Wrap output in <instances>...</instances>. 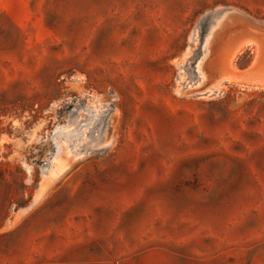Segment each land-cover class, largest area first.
Instances as JSON below:
<instances>
[{
  "label": "rangeland",
  "instance_id": "374dc122",
  "mask_svg": "<svg viewBox=\"0 0 264 264\" xmlns=\"http://www.w3.org/2000/svg\"><path fill=\"white\" fill-rule=\"evenodd\" d=\"M0 264H264V0H0Z\"/></svg>",
  "mask_w": 264,
  "mask_h": 264
}]
</instances>
